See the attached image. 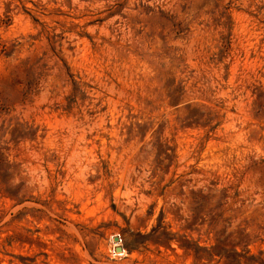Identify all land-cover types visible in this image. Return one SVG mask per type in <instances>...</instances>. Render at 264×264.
Instances as JSON below:
<instances>
[{"label":"rangeland","instance_id":"1","mask_svg":"<svg viewBox=\"0 0 264 264\" xmlns=\"http://www.w3.org/2000/svg\"><path fill=\"white\" fill-rule=\"evenodd\" d=\"M0 264H264V0H0Z\"/></svg>","mask_w":264,"mask_h":264},{"label":"water","instance_id":"2","mask_svg":"<svg viewBox=\"0 0 264 264\" xmlns=\"http://www.w3.org/2000/svg\"><path fill=\"white\" fill-rule=\"evenodd\" d=\"M113 241L118 243L120 241V238L118 236H115V237H113ZM118 250L122 251L123 249L121 247L117 246L116 251H118Z\"/></svg>","mask_w":264,"mask_h":264},{"label":"bare ground","instance_id":"3","mask_svg":"<svg viewBox=\"0 0 264 264\" xmlns=\"http://www.w3.org/2000/svg\"><path fill=\"white\" fill-rule=\"evenodd\" d=\"M113 245L115 246V247H117V246H119L118 244H115L114 242H113ZM120 247V246H119ZM115 254H117V255H124V251H120L119 253H115Z\"/></svg>","mask_w":264,"mask_h":264}]
</instances>
